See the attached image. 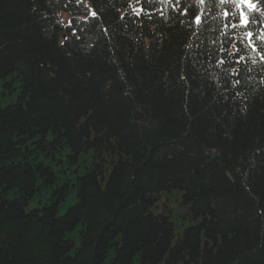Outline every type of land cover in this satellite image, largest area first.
<instances>
[{
  "label": "trees",
  "instance_id": "obj_1",
  "mask_svg": "<svg viewBox=\"0 0 264 264\" xmlns=\"http://www.w3.org/2000/svg\"><path fill=\"white\" fill-rule=\"evenodd\" d=\"M256 8L0 0V264H264Z\"/></svg>",
  "mask_w": 264,
  "mask_h": 264
},
{
  "label": "snow or ice",
  "instance_id": "obj_2",
  "mask_svg": "<svg viewBox=\"0 0 264 264\" xmlns=\"http://www.w3.org/2000/svg\"><path fill=\"white\" fill-rule=\"evenodd\" d=\"M77 2H80V0H77ZM149 2H151V0H149ZM162 3L165 4H171L172 0H161ZM137 3H139V0H137ZM176 5L178 6L181 3V0H175ZM198 3L200 5H204L205 4V0H198ZM218 3L220 5H224V4H235L237 7L239 5H245L247 6L250 10L255 8V4H253L252 0H218ZM134 11H136V9H133ZM139 14V12L137 11V15ZM183 14H187V11H185ZM91 15L93 17L96 16L95 12H91ZM223 16L225 18H228L229 16V12L227 10H225L223 12ZM85 19H87V17H85ZM194 23L198 26H202L203 25V19H202V14H194ZM69 25H71V21H69ZM248 25V17L246 14H244L242 11L240 13V24L239 27H246ZM225 28H228V24L224 25ZM233 28L237 27V25H232ZM247 38L249 39V42L252 43V36L253 33L251 31L246 33ZM191 46V45H189ZM255 50V49H254ZM221 51H224V49H221ZM236 51L238 52L239 49L237 48ZM228 55H235V53H229ZM243 57H240V60H243ZM262 59H264V57H262ZM240 61H237V63H239ZM219 64H223L225 63V61L223 59H220L218 61ZM253 63H255V61L253 60ZM234 74H238V73H234ZM235 83H239V81H235Z\"/></svg>",
  "mask_w": 264,
  "mask_h": 264
}]
</instances>
